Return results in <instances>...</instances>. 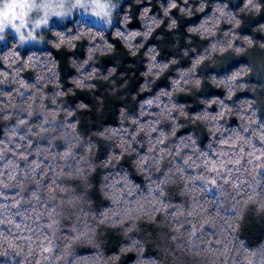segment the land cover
<instances>
[{
	"label": "clouds",
	"instance_id": "clouds-1",
	"mask_svg": "<svg viewBox=\"0 0 264 264\" xmlns=\"http://www.w3.org/2000/svg\"><path fill=\"white\" fill-rule=\"evenodd\" d=\"M0 264H264V0H0Z\"/></svg>",
	"mask_w": 264,
	"mask_h": 264
}]
</instances>
